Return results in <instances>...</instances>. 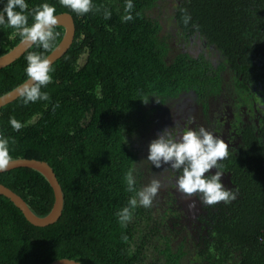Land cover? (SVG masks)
<instances>
[{"label":"trees","instance_id":"trees-1","mask_svg":"<svg viewBox=\"0 0 264 264\" xmlns=\"http://www.w3.org/2000/svg\"><path fill=\"white\" fill-rule=\"evenodd\" d=\"M25 2L29 10L48 3L55 15L70 14L75 39L41 89L50 99L25 105L19 97L2 107L0 136L13 160L52 168L64 207L56 223L36 227L0 195V264H264V0H132L128 22L121 19L126 0H93L84 16L59 0ZM0 3L2 12L7 0ZM14 31L0 25V57L22 42ZM53 31L59 35L50 49L33 45L0 70V98L28 80L30 52L47 58L58 47L65 28ZM195 39L201 49L192 55ZM227 107L244 116L238 145L220 162L236 199L205 205L194 219L178 202L181 172L150 165L148 143L183 124L216 127ZM13 117L25 125L20 131ZM129 170L136 190L156 174L161 188L124 226L117 213L135 195L126 190ZM0 184L38 217L53 209V189L37 170L2 173Z\"/></svg>","mask_w":264,"mask_h":264},{"label":"clouds","instance_id":"clouds-1","mask_svg":"<svg viewBox=\"0 0 264 264\" xmlns=\"http://www.w3.org/2000/svg\"><path fill=\"white\" fill-rule=\"evenodd\" d=\"M59 3L80 16L92 12L95 7L93 0H59ZM133 7L132 0H126L124 8L126 14L121 17L123 22L133 20L131 14ZM95 10L100 9L95 8ZM55 13V6L48 3L29 10V5L25 0H7L0 12V25L14 29L13 37L19 35L23 43L48 50L52 47L51 42L59 35L53 31L59 23ZM30 15L33 17L31 26H29ZM110 18L111 12L105 9L104 19ZM189 19L190 17L186 16L184 22L187 23ZM26 59L25 72L28 80L15 89V94L22 98L25 105L38 100L48 101L50 99L48 93L42 92L41 89L52 82L51 60L36 52H30ZM9 123L14 131H20L25 126L14 117L10 118ZM169 129H164L158 138L150 143L147 160L156 168L170 165L171 169L181 172L176 179V188L186 197H196L199 193L201 194L200 203L209 206L219 202L227 204L235 200L237 193L226 189L221 183L224 172L220 170L219 162L228 158L229 145L203 126H200L198 130L188 128L178 133H173ZM12 162L9 139L0 136V172L7 171ZM213 168L217 169L215 174L206 177L205 174ZM124 179L127 184L126 190L135 192V195L129 199L128 206L117 213L120 223L126 226L127 222L132 219L133 210L136 207L150 208L152 206L161 188V182L153 179L147 186L136 190L132 170L125 174ZM189 207L194 208L195 201Z\"/></svg>","mask_w":264,"mask_h":264},{"label":"water","instance_id":"water-1","mask_svg":"<svg viewBox=\"0 0 264 264\" xmlns=\"http://www.w3.org/2000/svg\"><path fill=\"white\" fill-rule=\"evenodd\" d=\"M56 16L59 19V23L57 26H62L65 28V35L61 43L58 45V47L47 57L51 60V66L66 55V53L71 48L75 39V22L73 17L68 13H63ZM32 46L33 45L29 46L28 44L21 42L11 52L0 57V70L12 65L19 58H21ZM18 98L19 96L15 94V90L1 97L0 109L14 102ZM19 168L34 169L39 171L46 177L50 186L53 189L54 197H55L53 209L50 212V214L47 215L46 217L36 216L28 207L27 203L19 195H17L15 192H13L11 189H9L3 184H0V195H3L9 200H11V202H13L14 205L18 209H20L26 220L34 226L48 227L56 223L60 219L63 212L64 196L60 183L52 168L44 161L19 159V160H13L12 165L9 167V169L7 171L0 172V174ZM51 264H81V263L74 260L61 259Z\"/></svg>","mask_w":264,"mask_h":264},{"label":"flooded vegetation","instance_id":"flooded-vegetation-1","mask_svg":"<svg viewBox=\"0 0 264 264\" xmlns=\"http://www.w3.org/2000/svg\"><path fill=\"white\" fill-rule=\"evenodd\" d=\"M230 108L227 107V110L224 111V116L220 120L221 124L216 125V127L213 126H206L204 127L206 130L213 132L214 135L219 136L222 138L225 143L229 145V148H233L238 145V142L241 138V132H239V129L244 127V116H242V113H233L232 110H229ZM244 113V110H243ZM237 114V115H236ZM182 119V117L180 118ZM186 119V118H185ZM181 128V129H180ZM186 129V125L183 124V126L179 127V131ZM177 131L176 133H178ZM177 139H180V136H177ZM220 164V162H219ZM217 169L213 168L210 170L209 173H206L205 176L208 175H214ZM221 183L224 185L226 189L231 190L232 183L229 179V174L224 173L221 179ZM200 196L201 194H196V197H186L182 193L178 194L179 203H182L183 207L186 209L188 216L193 217L194 219L201 216V213L205 212V205L200 203ZM195 201V207H189L192 202ZM207 213V211H206Z\"/></svg>","mask_w":264,"mask_h":264},{"label":"rangeland","instance_id":"rangeland-1","mask_svg":"<svg viewBox=\"0 0 264 264\" xmlns=\"http://www.w3.org/2000/svg\"><path fill=\"white\" fill-rule=\"evenodd\" d=\"M171 1V4L172 5H176V3L178 2V0H170ZM168 26L169 25H167L166 26V28L165 29H168ZM200 45H201V43H200V41L198 40V39H195L194 41H193V43L190 45V46H188V48H187V50L192 54V55H196V54H198V52L200 51ZM215 58L217 59V56H215ZM186 103H180V105L181 106H183V105H185ZM258 104L259 105H262V102L259 100V102H258ZM180 106V107H181ZM177 110V109H176ZM175 109H173V112H177ZM172 111H170V113H171ZM178 113V112H177ZM150 144L148 143V146H149ZM147 162H149L150 163V165H152L151 164V162L150 161H147ZM156 177H157V174H156V176L154 175L152 178H150L149 176H148V178H147V183H146V186L148 185V184H150V182L153 180V179H156Z\"/></svg>","mask_w":264,"mask_h":264}]
</instances>
